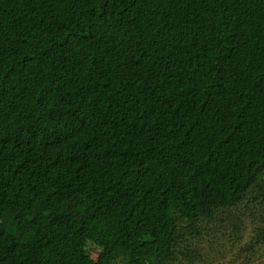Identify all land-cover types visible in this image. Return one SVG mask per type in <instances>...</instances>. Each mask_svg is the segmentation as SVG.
Instances as JSON below:
<instances>
[{"label": "trees", "instance_id": "trees-1", "mask_svg": "<svg viewBox=\"0 0 264 264\" xmlns=\"http://www.w3.org/2000/svg\"><path fill=\"white\" fill-rule=\"evenodd\" d=\"M228 254L264 264V0H0V264Z\"/></svg>", "mask_w": 264, "mask_h": 264}, {"label": "rangeland", "instance_id": "rangeland-1", "mask_svg": "<svg viewBox=\"0 0 264 264\" xmlns=\"http://www.w3.org/2000/svg\"><path fill=\"white\" fill-rule=\"evenodd\" d=\"M68 145H70V142H63V143H59V147L60 146H68ZM72 209H73V212L76 214V215H78V212H77V210L76 209H74L73 208V206H72ZM249 234H250V230L247 232V235L245 234V236H249ZM246 239V238H245ZM228 252V251H227ZM226 252V253H227ZM230 254V253H229ZM226 255L227 257H226V259L224 258L223 260H222V262H223V264H240L239 263V261L238 262H233V263H231L232 261H234L235 260V258H234V256H232V255Z\"/></svg>", "mask_w": 264, "mask_h": 264}]
</instances>
